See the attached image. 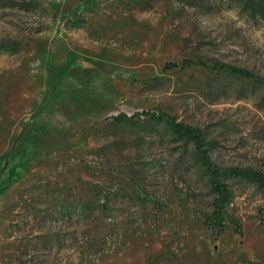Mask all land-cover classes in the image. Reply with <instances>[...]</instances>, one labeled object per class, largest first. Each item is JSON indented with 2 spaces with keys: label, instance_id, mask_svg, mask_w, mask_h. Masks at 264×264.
I'll list each match as a JSON object with an SVG mask.
<instances>
[{
  "label": "rangeland",
  "instance_id": "1",
  "mask_svg": "<svg viewBox=\"0 0 264 264\" xmlns=\"http://www.w3.org/2000/svg\"><path fill=\"white\" fill-rule=\"evenodd\" d=\"M141 110L264 169V0H0V264H264V193L220 178L214 236L192 144L109 118Z\"/></svg>",
  "mask_w": 264,
  "mask_h": 264
},
{
  "label": "trees",
  "instance_id": "2",
  "mask_svg": "<svg viewBox=\"0 0 264 264\" xmlns=\"http://www.w3.org/2000/svg\"><path fill=\"white\" fill-rule=\"evenodd\" d=\"M76 9L77 5L74 6L72 11H75ZM190 63L191 61L189 59H182L177 63L166 62L164 67H183L184 65H189ZM141 115L152 120L162 121L171 132L182 138L184 141H188L192 144L196 159L203 167L207 176L209 187L214 194L211 204V213L207 220V226L214 236H217L222 231V209L228 200L227 187L225 183L220 180V178L246 180L253 183L264 193V169L247 166L224 168L217 167L206 157L203 148L205 142L202 139L201 131L196 126L182 124L181 122L175 121L172 116L160 111L154 112L149 110H141L130 115H126L123 112H118L116 114L110 115L109 118L112 122L116 123H132L135 117H139ZM261 212L264 213V205L261 207ZM234 231H238V227L234 226Z\"/></svg>",
  "mask_w": 264,
  "mask_h": 264
}]
</instances>
